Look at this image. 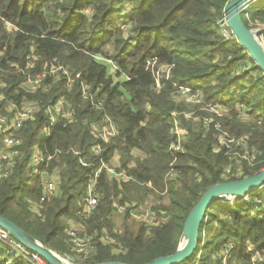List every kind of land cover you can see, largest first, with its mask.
Segmentation results:
<instances>
[{
  "label": "trees",
  "instance_id": "trees-1",
  "mask_svg": "<svg viewBox=\"0 0 264 264\" xmlns=\"http://www.w3.org/2000/svg\"><path fill=\"white\" fill-rule=\"evenodd\" d=\"M230 1L0 0V82L7 85L4 91L12 100L27 96L45 106L63 95L76 105L75 115L61 120L47 138L41 135L45 124L42 112L19 130L16 165L0 184V215L74 264H146L174 254L189 212L208 188L264 169V72L228 25L225 28L231 36L223 35L220 21ZM127 6L130 13H121ZM241 16L249 29L264 25V0L252 4ZM123 20L130 26L128 36L121 34ZM108 46L113 48L110 55ZM96 55L115 60L128 79L114 82ZM34 57L38 59L29 68ZM154 57L155 68H170L169 79L167 70L162 71L160 90L147 64ZM52 64L64 65L72 72L75 81L70 91L66 77L46 91L22 85L26 81L22 70L35 75ZM78 73L81 76L76 78ZM49 80L47 77L45 82ZM83 82L100 89L104 111L119 127L118 137L109 143L91 133L90 123L104 111H94L85 104L80 90ZM176 84L201 88L208 102L232 105L239 99L248 105V114L262 118L261 123L244 125L234 118L231 126H222L235 138H247V147L235 146L232 153L246 154L249 159H234L225 150L215 151L220 133L215 126L185 122L181 126L187 130L183 150L177 153L174 175L167 177L174 160L170 151L177 136L174 123L183 119L173 116L174 111L184 108L173 98ZM232 91H237L235 98L226 102ZM36 144L47 153L64 151L50 163V171L60 170L61 183L43 204L41 217L32 206L43 189L29 166ZM98 144L103 148L100 155L93 152ZM115 159L117 171L131 179L111 178L105 171L100 174L99 203L85 221L88 232L96 237L89 252L78 254L65 232L67 219H79L77 211L92 172L102 162L114 163ZM81 160L88 165H82ZM230 163H234L235 172L241 165V176L225 177ZM150 197L156 198L158 225L134 228L128 211L122 230L116 228L115 203L143 204ZM257 197H264V191L255 193L250 203L212 204L201 225L198 247L182 264H195L200 248V264H222L217 261L218 254L225 248L230 250V264H264V258L254 262L248 251L251 244L264 255V207L257 206ZM106 233L110 241L103 239Z\"/></svg>",
  "mask_w": 264,
  "mask_h": 264
},
{
  "label": "built area",
  "instance_id": "built-area-1",
  "mask_svg": "<svg viewBox=\"0 0 264 264\" xmlns=\"http://www.w3.org/2000/svg\"><path fill=\"white\" fill-rule=\"evenodd\" d=\"M220 22L221 26L224 27L222 31L223 35L226 38H229L231 36V32L225 28V25L227 26L225 16ZM258 30H260V33L264 32L263 28ZM37 59L38 58H35L30 61L29 68L34 66V62ZM154 64L155 59H153L152 65ZM162 68L167 70V79H169L170 68L167 65L162 66ZM153 71L155 73V70ZM21 72L26 78L24 86L32 91L38 87H41L42 90L46 91L52 86V84L61 81L65 77L67 78V89L70 91L75 81L72 77V72L61 64H52L35 75L31 74L28 70H22ZM157 75H159L158 71ZM80 76V73L76 74V78H79ZM47 77L51 78V80L46 83L45 80ZM5 87L6 83L0 82V184L13 172L16 165L15 156L17 151L15 148L20 142L18 132L27 122L35 120L40 112H42L45 124L42 125L41 135L47 138L51 135L52 129L61 120H68L76 113V105H74V103H72L67 96H59L51 100L50 103L45 106L41 104L40 101H33L26 98L23 100L21 99L20 101H14L4 91L3 88ZM160 88L161 85L159 83L157 85L156 83V89L160 90ZM175 88V97L199 106L200 109L205 112L203 117H201L200 114L197 115L196 113H184V116L191 120L202 121L204 126H215V128L219 130L220 133H218L217 136L218 144L215 147V151L218 152L225 150L227 154H231L235 146L237 148L247 147V138L245 136L235 138L229 132L225 131L224 128H222V124L218 121L224 120L226 117L227 106L225 104L206 101L204 94L202 95L199 89L190 85L176 84ZM80 90L83 101L90 109L98 112L104 111V100L99 97L100 89L98 87L93 89L89 83L83 82L81 83ZM246 111L247 110L242 106L237 107L235 116H238V119H241V116L246 117ZM261 121L262 119L259 120V123H261ZM90 126L92 135L96 139L101 140L103 143H109L119 135V127L117 123L105 111L99 119L93 120L90 123ZM174 128L177 136L175 141L170 146V151L174 156V160L171 163V168L167 173V177L174 175V164L177 160V153L183 150V142L187 137V130L185 128H182L177 123ZM32 150V158L29 166L31 167L32 174L40 178V185L43 189L41 198L34 203L32 207L34 212L41 217V208L43 204L47 200L51 199L61 183L60 170L56 169L50 171V163L54 159H57L58 155L60 153H64V151L56 150L55 152L47 153L39 144L34 145ZM102 151L103 148L100 144L93 147V152L96 155H100ZM254 152L256 151L254 150ZM73 153L78 154V152L74 150ZM232 158L249 159L248 155L239 154L238 152H233ZM81 163L84 166L88 165L83 160H81ZM239 167H241V165L237 166L235 172L232 164H228L225 168V177H229L231 175L241 176L243 171H241ZM103 171H105V173H107L111 178H122L125 181L131 179L127 173L123 171L118 172L117 166L112 162H102V164L89 176L87 189L82 198V205L77 211L79 219H67L68 224L65 230L68 236V241L73 245L74 251L78 254L89 252L91 248V241L96 237V233L88 232L85 221L92 215L99 203V176ZM149 186L152 187L151 184H149ZM260 191H264V184L243 195L224 197L218 202L229 205L243 202L250 203L255 193ZM255 200L257 206L264 207V197H257ZM114 206L116 212L122 214L123 216L129 211L132 218L136 219L147 228L158 225V213L155 209V203L145 202L143 204L134 203L131 205L115 203ZM204 238L205 236L203 232L201 241L202 247L204 244ZM103 239L106 241L111 240L107 233L103 236ZM248 251L252 253V259L254 262H260L263 260L264 255L256 250L253 245H248ZM1 252L5 253V257L0 258V264H48L39 253L30 250L22 243L15 240L8 230L0 226V254ZM258 252L261 256L259 255V257L256 258ZM229 253L230 250L225 248L223 252L218 254L217 261H221L222 264H230ZM201 255L202 248L198 250L195 264H200Z\"/></svg>",
  "mask_w": 264,
  "mask_h": 264
},
{
  "label": "water",
  "instance_id": "water-1",
  "mask_svg": "<svg viewBox=\"0 0 264 264\" xmlns=\"http://www.w3.org/2000/svg\"><path fill=\"white\" fill-rule=\"evenodd\" d=\"M258 0H231L225 8V20L238 39L239 43L247 50L250 57L264 72V46L258 38V29H249L242 20V12ZM262 32V31H261ZM264 184V169L259 173L240 180H230L218 183L208 188L200 197L197 204L189 212L184 223L178 249L174 254L161 256L146 264H182L188 260L198 247L199 233L202 222L210 207L224 197L239 196L255 190ZM0 226L10 232L12 237L24 246L39 253L48 264H65L59 254L52 251L40 241L35 239L21 227L0 215ZM187 235L189 242L185 250H181L184 236ZM67 264H74L68 262ZM97 264H126L119 261L104 262Z\"/></svg>",
  "mask_w": 264,
  "mask_h": 264
},
{
  "label": "rangeland",
  "instance_id": "rangeland-1",
  "mask_svg": "<svg viewBox=\"0 0 264 264\" xmlns=\"http://www.w3.org/2000/svg\"><path fill=\"white\" fill-rule=\"evenodd\" d=\"M132 7H133V5H132ZM130 9H131V7L130 6H127V7H125L123 9V11L121 13H123V14H129L130 13ZM123 23H124V20H123ZM226 24H227V22H226ZM7 26H8V29H11L12 28V26L10 24H7ZM119 27L122 29V33L121 34H123V36H128L130 34V26H129L128 23H124L122 25L120 24ZM262 28L264 29V25L263 24H259L258 27L257 28H254V29H262ZM258 38L261 41V43L263 44V46H264V35H260V33H258ZM112 50H113L112 46L106 47V51H108V53H109L108 55L112 54L111 53ZM96 59L98 60V62H101V63H103V64L106 65V67H107V73H108V75H111L113 77L114 82H118V81L123 82L126 79H128L127 76H126V74L121 70V68L118 65V63L115 60H113L112 58H110L109 56L96 55ZM153 59H155V64L154 65H152ZM156 63H157V58L156 57L151 58V59H149L147 61L148 67H151V69L155 70V73L153 71L154 76H155V83H157V85H158V83L161 85L162 80L164 79V77L162 76L163 75L162 71H163L164 68H162V67L155 68ZM157 71L159 72V75H157ZM24 83L22 85H24ZM181 85H186V84H181ZM190 86H193V85H190ZM193 87H195V86H193ZM195 88L199 89L202 95L204 94V91L201 88H198V87H195ZM233 92L234 91H232V93ZM236 93H237V91H235V93H233V94L228 95L227 97H225V101L226 102L230 101L229 100L230 98H233L234 99L235 98L234 95ZM24 98L30 99V98H27V96H24L21 99L23 100ZM173 98H174L176 104H183L184 105V108L181 109V111H174V118H179V117L183 116V119L181 121H179V120H176L175 121L174 126L176 125V123L179 126H185V122H189L192 126H200V125L201 126H204V124H202V121L193 120V119L191 120V119H188V117L184 116V113H196L197 115L200 114V116L203 117L205 115V112L202 111L199 106H196L194 104H191V103H188V102H186L184 100H181L180 98L175 97V94H174ZM14 101H15V99H14ZM225 105L227 106V108H226V117H225L224 120H218L222 124V126H224V123H227L226 126H228V125L231 126L233 124V122H234L233 121L234 118L237 120V122H241L239 124H243V125H244V123H250V122H253V121H257L258 122L260 119H262L261 117L255 118L253 115L251 116L250 114H248L249 112L248 113L247 112L245 113L246 117L241 116L242 118L241 119H238V116L237 117L235 116V112L237 111V107H241L242 106L246 110L248 109L247 108L248 105L246 103H242L239 99H237L236 102H233L232 105H229V104H225ZM249 120H252V121H249ZM136 155H138V153H136ZM255 157H256V154L253 155L252 158H250V160L254 159ZM119 162H120V160H119ZM114 164L116 166L118 165V160L117 159H115ZM231 164H232V167L235 168L234 163H231ZM250 165L252 166V163H250ZM239 169L241 171H243L241 169V167H239ZM242 177L243 176L238 177V178L243 179L244 177L243 178ZM29 185H31V182H30ZM20 192H22V191L20 190ZM20 192L18 193L19 195L21 194ZM155 199H156L155 197H150V198H148V200L146 202L157 204L156 201H155ZM123 219H124V216L122 214H120L118 212L115 213V226H116V228L118 230H120L121 227H122V225H123V222H124ZM132 224H133L134 228H138L139 226H141V223L138 222L134 218H132ZM185 240L186 239L183 240V243H184ZM259 252L257 253V257L256 258L259 257V255L261 253V252L260 253ZM3 257H5V253L1 252L0 258H3ZM60 257L64 261L70 262L68 257H66V256H60Z\"/></svg>",
  "mask_w": 264,
  "mask_h": 264
},
{
  "label": "bare ground",
  "instance_id": "bare-ground-1",
  "mask_svg": "<svg viewBox=\"0 0 264 264\" xmlns=\"http://www.w3.org/2000/svg\"><path fill=\"white\" fill-rule=\"evenodd\" d=\"M184 239H186V240L184 241V243L182 241V245H181V250L182 251L187 248V245H188V242H189V239H188V236L187 235L184 236L183 240ZM64 263L67 264L68 262L67 261H64Z\"/></svg>",
  "mask_w": 264,
  "mask_h": 264
},
{
  "label": "crops",
  "instance_id": "crops-1",
  "mask_svg": "<svg viewBox=\"0 0 264 264\" xmlns=\"http://www.w3.org/2000/svg\"><path fill=\"white\" fill-rule=\"evenodd\" d=\"M32 173V172H31Z\"/></svg>",
  "mask_w": 264,
  "mask_h": 264
}]
</instances>
